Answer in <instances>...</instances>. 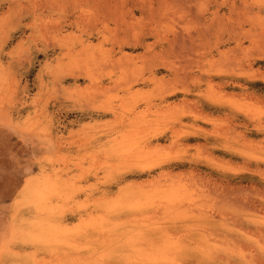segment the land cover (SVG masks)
<instances>
[{
	"label": "rangeland",
	"instance_id": "374dc122",
	"mask_svg": "<svg viewBox=\"0 0 264 264\" xmlns=\"http://www.w3.org/2000/svg\"><path fill=\"white\" fill-rule=\"evenodd\" d=\"M0 264H264V0H0Z\"/></svg>",
	"mask_w": 264,
	"mask_h": 264
},
{
	"label": "bare ground",
	"instance_id": "6f19581e",
	"mask_svg": "<svg viewBox=\"0 0 264 264\" xmlns=\"http://www.w3.org/2000/svg\"><path fill=\"white\" fill-rule=\"evenodd\" d=\"M179 42H180V41H179ZM179 42H178V43H179ZM175 43H176V42H175ZM178 43H177V44H178ZM181 45H182V44H181ZM177 46H178V45H177ZM173 50H174V49H173ZM138 128H139V127H138ZM139 129H140V128H139ZM137 131H138V129L136 130V132H137ZM138 132H139V131H138ZM133 133H134V132H133ZM130 134L133 136L132 132H131ZM134 135H135V134H134ZM129 136H130V135H129ZM129 136H128V137H129ZM134 137H135V136H134ZM128 142H129V141H128Z\"/></svg>",
	"mask_w": 264,
	"mask_h": 264
}]
</instances>
